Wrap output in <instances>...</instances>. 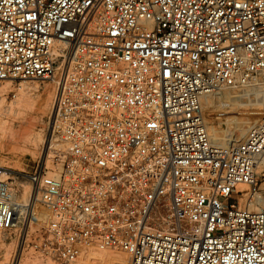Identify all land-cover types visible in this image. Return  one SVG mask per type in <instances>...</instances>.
I'll return each mask as SVG.
<instances>
[{
  "label": "built area",
  "instance_id": "obj_1",
  "mask_svg": "<svg viewBox=\"0 0 264 264\" xmlns=\"http://www.w3.org/2000/svg\"><path fill=\"white\" fill-rule=\"evenodd\" d=\"M20 79L55 83L68 151L25 200L0 166V231L42 207L58 264H264V115L229 145L206 112L264 89V0H0V80Z\"/></svg>",
  "mask_w": 264,
  "mask_h": 264
},
{
  "label": "rangeland",
  "instance_id": "obj_2",
  "mask_svg": "<svg viewBox=\"0 0 264 264\" xmlns=\"http://www.w3.org/2000/svg\"><path fill=\"white\" fill-rule=\"evenodd\" d=\"M35 86L39 87L37 92L33 91ZM242 91L248 92V90ZM48 92L52 98L44 116L43 127L46 140L49 133L48 123L54 105L55 83L37 79L0 80V166L13 171L14 176L12 177L17 186H20L18 187L20 191L23 190V194L24 185L29 184L28 174L34 171L39 160L43 158L44 161L48 154V150H45V142L35 155L23 151L24 138L28 133L35 131L34 125L36 124L35 108L31 104L24 105L23 102L26 98L37 101L45 97ZM241 96L246 99H239L237 102L228 100L224 107L234 108L224 110V115L216 118L212 116L214 111L211 106L207 105L206 112L209 113L208 122L211 131L214 134V129H217V132L221 133L220 137L214 138L228 141V138L237 134L238 125H241L240 138L242 140L246 131L258 123L264 115V92ZM251 107L258 110V115L251 114L253 112ZM218 111L215 113L218 114L220 112ZM66 145L67 149L61 150L62 153L68 151V144ZM49 163H52L51 159ZM259 176L261 191L258 195L264 199V160L259 169ZM261 206L264 208V205ZM44 228L45 225L35 223L25 231L22 229L13 232L0 231V264H58L46 260L42 254L41 240Z\"/></svg>",
  "mask_w": 264,
  "mask_h": 264
},
{
  "label": "bare ground",
  "instance_id": "obj_3",
  "mask_svg": "<svg viewBox=\"0 0 264 264\" xmlns=\"http://www.w3.org/2000/svg\"><path fill=\"white\" fill-rule=\"evenodd\" d=\"M259 87H257L256 89H251L248 92L245 91H240V90H229V89H224L223 91L219 92L220 94L217 97H214L213 99L210 98L209 99V105L211 106V108L213 109L214 113L212 114V116L214 115L215 118L224 115L223 112L224 110H228V109H232L234 107H224L225 103H227L228 100H231L232 102H237L239 99H246L243 98L241 95L244 94H249V93H257V92H261L264 91L263 88H261V91L258 90ZM39 90L38 86H35L33 88V91L37 92ZM26 94V93H25ZM260 97V96H259ZM51 94L48 92L45 97L37 100V101H31L30 98H26L24 105L27 104H31L32 107L35 108L34 113H35V120H36V124L34 125L35 127V131L28 133L27 136L24 138V152L27 153H31L33 155L36 154V152L38 150H40L42 144L45 142L46 147L45 150L48 152L50 151V153H60L61 150L63 149H67V145L65 143H62L60 141V139L58 138H48L47 136V140L45 139V128L43 127L44 124V116L47 113V108L49 103L51 102ZM253 109V112H251V114L253 115H258V110L251 107ZM217 110H219L218 114H216L215 112H217ZM216 114V115H215ZM231 113H229L230 115ZM215 133L213 134L214 137H220L221 133L217 132V129H214ZM241 131H242V127L241 125H238V132L235 136L228 138V141H225L226 144L229 145H236L240 140H241ZM217 141H220V139H216ZM6 170H9V172L13 173L12 170L6 168ZM240 189H246L248 188L246 185L240 184L239 185ZM31 191V187L30 185L27 183L24 185V194H23V200L26 199V197L29 196V193ZM261 205H264V199H262L259 195L256 196L255 201L252 204V209H257V208H263ZM35 214L37 216V222L39 225H47L48 221H49V213L47 210L43 209L42 207H36L35 209ZM32 264H37V263H32Z\"/></svg>",
  "mask_w": 264,
  "mask_h": 264
}]
</instances>
